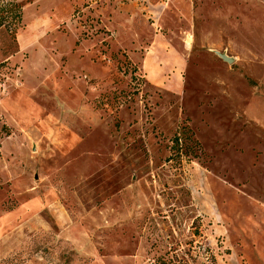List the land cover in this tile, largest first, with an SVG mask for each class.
<instances>
[{
  "label": "rangeland",
  "instance_id": "1",
  "mask_svg": "<svg viewBox=\"0 0 264 264\" xmlns=\"http://www.w3.org/2000/svg\"><path fill=\"white\" fill-rule=\"evenodd\" d=\"M106 2L0 0V264H264V0Z\"/></svg>",
  "mask_w": 264,
  "mask_h": 264
},
{
  "label": "crops",
  "instance_id": "2",
  "mask_svg": "<svg viewBox=\"0 0 264 264\" xmlns=\"http://www.w3.org/2000/svg\"><path fill=\"white\" fill-rule=\"evenodd\" d=\"M106 1H107L106 5H105L106 7L108 6L109 8H113V9H114V7H116V10L122 9V6L124 4L121 2L116 4V0H106Z\"/></svg>",
  "mask_w": 264,
  "mask_h": 264
},
{
  "label": "water",
  "instance_id": "3",
  "mask_svg": "<svg viewBox=\"0 0 264 264\" xmlns=\"http://www.w3.org/2000/svg\"><path fill=\"white\" fill-rule=\"evenodd\" d=\"M221 57H222L223 60H226L227 62H232L233 61L232 58H230V57H228V56H226L224 54H221Z\"/></svg>",
  "mask_w": 264,
  "mask_h": 264
},
{
  "label": "trees",
  "instance_id": "4",
  "mask_svg": "<svg viewBox=\"0 0 264 264\" xmlns=\"http://www.w3.org/2000/svg\"><path fill=\"white\" fill-rule=\"evenodd\" d=\"M1 21V20H0ZM175 141H176V144L179 145L180 142H181V139L180 138H175Z\"/></svg>",
  "mask_w": 264,
  "mask_h": 264
}]
</instances>
